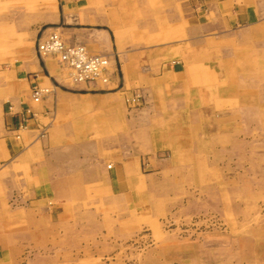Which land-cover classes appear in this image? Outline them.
<instances>
[{
    "label": "crops",
    "instance_id": "1",
    "mask_svg": "<svg viewBox=\"0 0 264 264\" xmlns=\"http://www.w3.org/2000/svg\"><path fill=\"white\" fill-rule=\"evenodd\" d=\"M54 20L115 71L77 84L35 52L9 69L13 83L0 74V264H53V233L101 231L158 133L191 128L202 148L235 136L237 119H264V0H66ZM35 85L49 91L40 102ZM128 93L148 105L129 111Z\"/></svg>",
    "mask_w": 264,
    "mask_h": 264
},
{
    "label": "rangeland",
    "instance_id": "2",
    "mask_svg": "<svg viewBox=\"0 0 264 264\" xmlns=\"http://www.w3.org/2000/svg\"><path fill=\"white\" fill-rule=\"evenodd\" d=\"M65 3L0 0V74L8 68V83L16 80L9 69L37 52L39 32ZM141 99L140 107L126 102L128 110L147 106ZM235 124V136L206 135L202 148L191 128L166 135L174 144L158 133L123 209L110 205L101 231L53 233L62 241L53 264H264V119Z\"/></svg>",
    "mask_w": 264,
    "mask_h": 264
},
{
    "label": "built area",
    "instance_id": "3",
    "mask_svg": "<svg viewBox=\"0 0 264 264\" xmlns=\"http://www.w3.org/2000/svg\"><path fill=\"white\" fill-rule=\"evenodd\" d=\"M37 53L42 61L47 58H54L59 65L67 72L69 78L77 84L83 83H101L109 85L114 75V67L110 59L104 55L93 54L86 46L82 44H69L66 42L60 27L47 26L41 29L37 41ZM47 89H41L35 85L32 91V97L35 102H40L42 95L47 94ZM130 106L140 107L142 99L140 95H134L126 98ZM33 112L28 109L24 124L20 129L27 127L26 122Z\"/></svg>",
    "mask_w": 264,
    "mask_h": 264
},
{
    "label": "bare ground",
    "instance_id": "4",
    "mask_svg": "<svg viewBox=\"0 0 264 264\" xmlns=\"http://www.w3.org/2000/svg\"><path fill=\"white\" fill-rule=\"evenodd\" d=\"M91 102V101H90Z\"/></svg>",
    "mask_w": 264,
    "mask_h": 264
}]
</instances>
